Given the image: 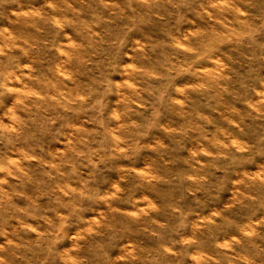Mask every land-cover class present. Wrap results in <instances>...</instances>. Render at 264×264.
<instances>
[{
  "label": "rangeland",
  "instance_id": "rangeland-1",
  "mask_svg": "<svg viewBox=\"0 0 264 264\" xmlns=\"http://www.w3.org/2000/svg\"><path fill=\"white\" fill-rule=\"evenodd\" d=\"M0 264H264V0H0Z\"/></svg>",
  "mask_w": 264,
  "mask_h": 264
}]
</instances>
